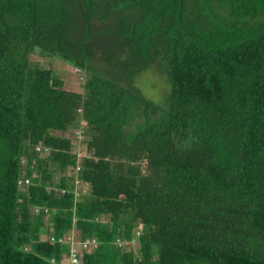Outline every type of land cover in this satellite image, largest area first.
Wrapping results in <instances>:
<instances>
[{"label": "trees", "instance_id": "16d2710c", "mask_svg": "<svg viewBox=\"0 0 264 264\" xmlns=\"http://www.w3.org/2000/svg\"><path fill=\"white\" fill-rule=\"evenodd\" d=\"M77 3L0 0V264H59L40 236L68 230L81 264H264V0ZM149 66L157 100L130 86Z\"/></svg>", "mask_w": 264, "mask_h": 264}, {"label": "rangeland", "instance_id": "374dc122", "mask_svg": "<svg viewBox=\"0 0 264 264\" xmlns=\"http://www.w3.org/2000/svg\"><path fill=\"white\" fill-rule=\"evenodd\" d=\"M69 8L70 14L74 15V17H78L77 10H78V3L77 0H67V8ZM72 17L74 20L75 18ZM93 24H98V22H93ZM113 25V24H112ZM107 29V28H106ZM105 28L99 27L94 32L91 45L95 48V46L100 45L103 42L109 41H115L113 31L109 32L106 31ZM114 29L113 26H110V30ZM79 32H71L68 34V39L70 41H73L77 38V35ZM94 60H100V56L102 55V50L99 48L98 50L94 51ZM111 58L108 57V60L101 63L102 65L107 66V68H119L122 66L120 59L122 57L115 56V51L111 50ZM103 57V56H102ZM32 60H37L43 67H51L55 73L61 78L63 81V88L68 89L75 92H80L81 84L84 81V75L80 72L77 68L71 67L69 64L63 62V60L58 59L55 55H50L48 57L46 56H40L33 54L31 55ZM115 66V67H114ZM130 86L133 87L140 95L144 96L145 98L149 100H157V98L165 92V81L164 78L154 69V67H148L145 70L139 71L130 82ZM162 96V95H161ZM160 96V98H161ZM159 98V99H160ZM79 148L82 149V144H79Z\"/></svg>", "mask_w": 264, "mask_h": 264}, {"label": "built area", "instance_id": "2783aa9c", "mask_svg": "<svg viewBox=\"0 0 264 264\" xmlns=\"http://www.w3.org/2000/svg\"><path fill=\"white\" fill-rule=\"evenodd\" d=\"M36 149H39V148L36 147ZM28 182H29L28 178H20L18 179L17 184L20 188L22 187L25 188ZM80 191L81 193H84L86 189L83 187ZM76 195H78V192H75V196ZM47 211H48V208L41 207V206H33L31 208V212L34 215L39 214L40 212H43L45 213V216H48V214H46ZM45 228H46V225H45ZM44 233L45 234H42L40 236V239L46 238L51 242L56 241V242H59L65 245V251L60 258L59 264H81V252L84 249H87L88 247H94L96 245L94 239H91V240L85 239L81 242H79L78 240H75L73 230H68L66 233H64L63 235L59 237L54 236L52 234V231H50L49 233H46V232ZM138 233L139 231H135V235H137ZM115 242L117 243V245H122L123 243V241L119 239H116ZM24 249H27V247H24ZM50 262H53V259H50Z\"/></svg>", "mask_w": 264, "mask_h": 264}]
</instances>
